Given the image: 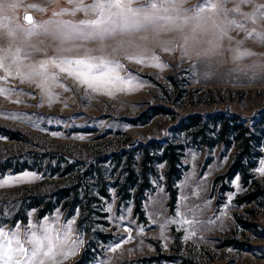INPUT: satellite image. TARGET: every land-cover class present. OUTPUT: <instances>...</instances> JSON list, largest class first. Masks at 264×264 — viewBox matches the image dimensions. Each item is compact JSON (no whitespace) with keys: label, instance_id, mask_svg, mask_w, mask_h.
Masks as SVG:
<instances>
[{"label":"rangeland","instance_id":"1","mask_svg":"<svg viewBox=\"0 0 264 264\" xmlns=\"http://www.w3.org/2000/svg\"><path fill=\"white\" fill-rule=\"evenodd\" d=\"M94 2L0 0L12 67L0 70V229L21 241L49 230L56 255L34 264H264V0H126L156 19L66 36L65 24L95 18L76 10ZM57 54L117 61L134 87L107 95L59 75L42 90L16 73L17 58L27 71ZM220 116L259 137L245 178L227 175L241 148L218 139ZM156 143L180 146L179 177L170 184L157 158L149 187L128 188L126 170Z\"/></svg>","mask_w":264,"mask_h":264},{"label":"snow or ice","instance_id":"2","mask_svg":"<svg viewBox=\"0 0 264 264\" xmlns=\"http://www.w3.org/2000/svg\"><path fill=\"white\" fill-rule=\"evenodd\" d=\"M2 6L0 5V7ZM8 6L15 7L14 4ZM84 7L90 8L95 14V18L82 20L78 25L65 24L64 27L68 29L66 36L75 34L77 38L84 40L102 39L117 30L124 31L139 28L145 24L153 23L156 19L146 9L129 7L126 0H95L91 5L81 6L76 10H81ZM150 7L156 8V5L151 4ZM141 11H144V15L137 18ZM25 20L29 24L32 23L30 16H25ZM28 32L31 34L32 29H28ZM67 51H71V49ZM126 58L137 64L144 62L135 56ZM5 59L7 57H0V70L11 76L12 67L4 63ZM14 63L17 64L16 73L22 82L39 79L40 83L37 86L42 90L49 80L56 82L59 75L71 78L93 92L103 90L107 95H113L117 91H127L134 87L135 78L133 76L121 75L123 65L103 57L91 55L70 57L57 54L37 62L36 65L29 67L27 71L21 69L18 58L14 60ZM261 171L264 174V169ZM59 243L46 228L42 229L40 235L33 232L31 237H28L26 233L24 241L17 239V233L15 232H5L0 229V264H13L14 256L20 257L15 259V264H34L41 256L53 259ZM26 244L31 245V249L26 247ZM39 264H44L43 259L39 260Z\"/></svg>","mask_w":264,"mask_h":264},{"label":"trees","instance_id":"3","mask_svg":"<svg viewBox=\"0 0 264 264\" xmlns=\"http://www.w3.org/2000/svg\"><path fill=\"white\" fill-rule=\"evenodd\" d=\"M262 125H264V115L261 116L258 122H255L254 129L258 130ZM214 126L217 129V136L219 140L223 141L226 139V136L233 134L232 137L238 141V146L241 148V150L235 155L227 171V175L232 176L236 173H240L242 177L245 178L247 176V171L254 167L255 158L257 157V153H251L250 151V142L256 141L257 143V141H259V137L254 134H249L254 132H249L247 128H243L242 125L235 121V118L232 121L231 119H226L223 116H220L215 119ZM179 149V145L167 144L161 146L157 143L153 147L145 148L142 153L143 158L139 163V169L136 171L135 169L129 167L126 170L124 182L131 179V177L133 178L128 188L131 186H138L140 187L139 190L142 191L146 187H149L147 181L151 170H149L146 166L147 163L152 164L154 159L157 158V160H163L166 162L168 169L165 175L171 184L172 179H175L180 175V171L178 169L180 157ZM138 181H140V183H137Z\"/></svg>","mask_w":264,"mask_h":264}]
</instances>
